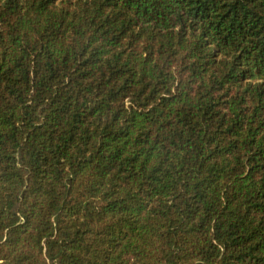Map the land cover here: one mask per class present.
<instances>
[{
    "label": "trees",
    "instance_id": "1",
    "mask_svg": "<svg viewBox=\"0 0 264 264\" xmlns=\"http://www.w3.org/2000/svg\"><path fill=\"white\" fill-rule=\"evenodd\" d=\"M0 264H264V0H0Z\"/></svg>",
    "mask_w": 264,
    "mask_h": 264
}]
</instances>
